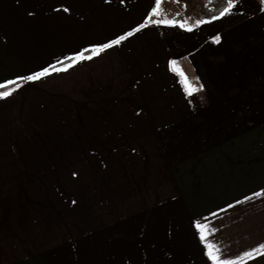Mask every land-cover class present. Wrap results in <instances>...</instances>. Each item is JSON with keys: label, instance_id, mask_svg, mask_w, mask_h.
<instances>
[{"label": "crops", "instance_id": "crops-1", "mask_svg": "<svg viewBox=\"0 0 264 264\" xmlns=\"http://www.w3.org/2000/svg\"><path fill=\"white\" fill-rule=\"evenodd\" d=\"M159 1L0 0V264H264V2Z\"/></svg>", "mask_w": 264, "mask_h": 264}, {"label": "rangeland", "instance_id": "rangeland-1", "mask_svg": "<svg viewBox=\"0 0 264 264\" xmlns=\"http://www.w3.org/2000/svg\"><path fill=\"white\" fill-rule=\"evenodd\" d=\"M184 1V0H183ZM230 2L239 0H229ZM204 0H193L188 3L180 2L179 0H160L156 10L150 13V22L163 21L165 23L178 19L182 23H196V13L193 8L200 9ZM208 22V21H206Z\"/></svg>", "mask_w": 264, "mask_h": 264}, {"label": "trees", "instance_id": "trees-1", "mask_svg": "<svg viewBox=\"0 0 264 264\" xmlns=\"http://www.w3.org/2000/svg\"><path fill=\"white\" fill-rule=\"evenodd\" d=\"M193 1V0H192ZM205 2L202 3L200 6V9L197 10V8H193V12L196 13V21L197 23H203L206 21H210L217 16H219L224 9L229 7V1L228 0H204ZM188 3H191V0H188ZM72 60L69 59L68 62ZM25 80L20 81L19 83H16L14 85L23 83ZM1 91V90H0Z\"/></svg>", "mask_w": 264, "mask_h": 264}, {"label": "snow or ice", "instance_id": "snow-or-ice-1", "mask_svg": "<svg viewBox=\"0 0 264 264\" xmlns=\"http://www.w3.org/2000/svg\"><path fill=\"white\" fill-rule=\"evenodd\" d=\"M262 2H264V0H262ZM232 7L233 6L230 4L228 8L224 9V12H222L221 15H224L225 13H227L229 11V9L232 8ZM65 11H68V9H65ZM188 30H191V29H188ZM137 31H139V29H137ZM131 34L132 33H129V35H131ZM120 39L123 40L124 37H121ZM217 42H219V37H217ZM113 43L114 44H119L120 43V40L113 41ZM104 47L105 48L112 47V44L105 45ZM99 51H103V49H100ZM96 54H98V52L93 53V55H96ZM91 58H92V56H87L86 57L83 54H80L79 57H78V59H74L73 60V64L76 63V62H78V60L91 59ZM71 66L72 65H68V67H71ZM55 70L56 71H61V70H66V68L65 69H59V68H57ZM47 74H49L48 71L47 70H44V71H42V72H40V73H38V74H36L34 76H29L26 79H28V80L40 79L42 76L47 75ZM188 87H189V95H191V92L194 91V89H191V86L190 85ZM3 95L4 96H7V95H10V93L9 92H4ZM256 195H259V193H257ZM73 203H75V201H73ZM200 238H201L202 241L206 239V237L203 234H201V237ZM207 247L209 249V255L211 256V258L215 262L217 258L215 256H212V254H211V250L213 249L214 246L212 244H208ZM247 255H250V253L247 254Z\"/></svg>", "mask_w": 264, "mask_h": 264}]
</instances>
